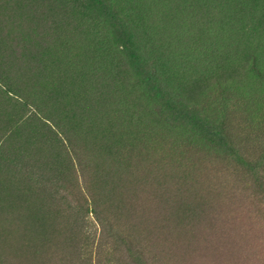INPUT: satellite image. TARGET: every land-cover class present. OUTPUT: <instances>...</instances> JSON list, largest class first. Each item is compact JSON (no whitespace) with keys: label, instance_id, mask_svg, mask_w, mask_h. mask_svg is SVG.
Here are the masks:
<instances>
[{"label":"rangeland","instance_id":"obj_1","mask_svg":"<svg viewBox=\"0 0 264 264\" xmlns=\"http://www.w3.org/2000/svg\"><path fill=\"white\" fill-rule=\"evenodd\" d=\"M254 67L264 0H0V264H264L255 198L182 145L231 149L214 94L264 116Z\"/></svg>","mask_w":264,"mask_h":264},{"label":"trees","instance_id":"obj_2","mask_svg":"<svg viewBox=\"0 0 264 264\" xmlns=\"http://www.w3.org/2000/svg\"><path fill=\"white\" fill-rule=\"evenodd\" d=\"M254 68L260 83L264 85V69ZM220 95L218 93L211 99L207 98L203 102L205 109L202 110L210 118L217 119L231 149L228 151L218 146L209 150L210 141L197 142L195 133L182 135L186 138L182 145L193 161L190 165L197 173H203L201 178L206 177L210 187L219 186L215 188L219 190L214 191L216 196L222 193L228 195L230 191L237 194L236 187L247 190L248 195L254 197L260 206L259 217L264 219V116L261 111H257L255 104L243 98L224 101L225 97ZM191 191L201 204L207 206L211 203L206 200L211 196L205 198L199 188H192ZM91 213L102 231L113 222L107 212L92 209Z\"/></svg>","mask_w":264,"mask_h":264}]
</instances>
